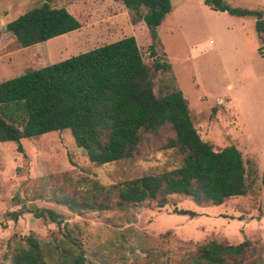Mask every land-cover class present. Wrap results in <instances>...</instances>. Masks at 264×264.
<instances>
[{"label": "rangeland", "instance_id": "rangeland-1", "mask_svg": "<svg viewBox=\"0 0 264 264\" xmlns=\"http://www.w3.org/2000/svg\"><path fill=\"white\" fill-rule=\"evenodd\" d=\"M226 1L261 10L264 17V0ZM43 3L67 8L80 28L20 47L5 24ZM170 3L154 48L171 69L156 77L155 89L179 88L200 137L214 149L233 145L241 152L251 191L218 205L171 194L162 207L144 201L73 212L58 200L100 202L98 188L179 167V152L162 147L172 131L148 133L138 155L104 164L90 162L68 129L22 138L21 150L17 142H0V264H11L13 242L29 233L42 245L68 236L83 251L84 264H186L190 253L211 239L251 240L249 253L264 264V36L259 37L252 16L215 11L202 0ZM125 36L135 38L150 64L149 31L143 21L133 24L119 1L0 0V81ZM38 209L59 214L60 223L35 217ZM179 209L195 215L176 213ZM56 260L52 256L47 263Z\"/></svg>", "mask_w": 264, "mask_h": 264}, {"label": "trees", "instance_id": "trees-1", "mask_svg": "<svg viewBox=\"0 0 264 264\" xmlns=\"http://www.w3.org/2000/svg\"><path fill=\"white\" fill-rule=\"evenodd\" d=\"M116 1L129 10L133 24L144 22L151 36L152 62L144 61L133 36H125L0 81V142H17L21 150L22 138L68 129L75 146L84 150L90 162L104 164L138 155L148 133L165 127L172 131L162 147L179 152V167L98 188L103 195L100 202H79L69 196L58 200L73 212L144 201L162 207L171 194H184L198 204L218 205L249 193L252 181L248 180L241 152L233 145L214 149L200 137L179 88L171 85L155 89L156 77L171 69L154 48L159 41L158 26L172 10L170 0ZM202 2L215 11L254 17L259 37L264 36L261 10L234 7L226 0ZM80 26L67 8L43 3L7 22L4 31L20 47H27ZM261 182L264 187V173ZM33 213L57 224L61 221V216L50 209ZM176 213L195 215L187 209ZM66 244L77 249V254L72 255V248ZM249 251L248 239L238 243L211 239L199 244L186 264H262L261 258H254ZM52 256L57 258L54 264L85 263L83 251L68 236L42 245L29 233L14 241L10 251L11 264H48L47 258Z\"/></svg>", "mask_w": 264, "mask_h": 264}, {"label": "crops", "instance_id": "crops-1", "mask_svg": "<svg viewBox=\"0 0 264 264\" xmlns=\"http://www.w3.org/2000/svg\"><path fill=\"white\" fill-rule=\"evenodd\" d=\"M241 242V241H240ZM238 243V242H237Z\"/></svg>", "mask_w": 264, "mask_h": 264}]
</instances>
